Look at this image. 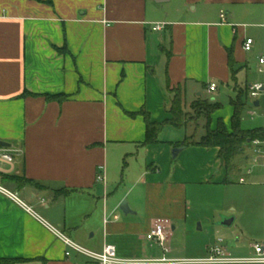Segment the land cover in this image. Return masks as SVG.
<instances>
[{"label":"crops","instance_id":"obj_1","mask_svg":"<svg viewBox=\"0 0 264 264\" xmlns=\"http://www.w3.org/2000/svg\"><path fill=\"white\" fill-rule=\"evenodd\" d=\"M262 57L264 0H0V141L15 157L13 165L0 162V183L89 250L111 244L121 258L197 260L170 250L194 193L232 187V174L241 187H264V143L244 149L228 173L218 148L191 146L173 158L182 141L163 138L164 129L160 144L143 145L142 112L154 123L171 120L172 90L181 87L184 105H222L211 129L222 120L231 131L235 86L264 84L248 79L260 73ZM59 95L67 99L45 97ZM248 106L264 114V96H249ZM125 203L128 215L120 210ZM156 224L166 227L168 253L146 238ZM65 252L36 218L0 195V260L95 264ZM190 252L202 254L197 246Z\"/></svg>","mask_w":264,"mask_h":264},{"label":"rangeland","instance_id":"obj_2","mask_svg":"<svg viewBox=\"0 0 264 264\" xmlns=\"http://www.w3.org/2000/svg\"><path fill=\"white\" fill-rule=\"evenodd\" d=\"M239 79L245 84L246 75H241ZM248 79L249 82H255L264 79V74L259 72L254 75L250 74ZM226 93L229 96L232 95L229 90ZM225 99L228 98L225 97ZM193 104L190 106L185 104L182 107L184 118L181 124L183 127L165 126L164 133L161 135L163 138L182 142L185 138L197 141L205 135L208 129H211V117L208 118L194 111ZM263 124L262 109L253 108V111L247 109L243 113L241 125L244 130L263 128ZM247 147L244 146L243 150ZM252 158L248 164L254 169L256 165L253 164ZM232 175H234L235 182L232 187H220V189L213 190L199 187L198 192L194 193L193 210L189 212L188 221L179 225L176 238L170 245V250L175 255L177 253V256L182 258L203 259L206 258V248H213L222 240V246L232 258L246 259L254 256V245H264V187L248 188V185L241 187L238 185L237 175ZM243 178L247 181L253 180V177ZM232 217L236 218L233 227H221L220 224L224 219ZM195 246L200 247L202 254L191 255L190 251ZM185 250L188 253H185Z\"/></svg>","mask_w":264,"mask_h":264},{"label":"trees","instance_id":"obj_3","mask_svg":"<svg viewBox=\"0 0 264 264\" xmlns=\"http://www.w3.org/2000/svg\"><path fill=\"white\" fill-rule=\"evenodd\" d=\"M229 67L233 73V80H236L235 67L236 62L232 50H228ZM237 91V97L231 99L230 103L234 109V114L231 119V131L227 129L222 120H219L215 130L208 129L204 136L197 141H191L185 139L182 143L176 145V147L188 148L191 146L202 148H218L219 158L222 161L226 171L229 173L234 165V160L237 155L243 151L244 146H249L255 142L264 143V128H258L253 130H244L242 128V116L248 109L250 90L248 86L241 87L238 84L235 86ZM174 95L170 114L172 119L162 124L154 123L150 121L148 113L142 112L146 123V140L143 145L160 144L159 139L165 126H172L174 128H181L182 119L184 118L182 107L184 105V92L181 87L172 90ZM24 97L30 96L28 92L23 94ZM32 96V95H31ZM48 101L63 102L67 99L64 95L59 96H45ZM255 107V105H254ZM222 108V105L212 100H198L193 104V109L196 112L206 115L210 118L212 114ZM135 114H130L134 116ZM6 182H14L18 187H21L20 180L4 178ZM69 193V191H60L56 195H63ZM20 260H0V264H18Z\"/></svg>","mask_w":264,"mask_h":264},{"label":"built area","instance_id":"obj_4","mask_svg":"<svg viewBox=\"0 0 264 264\" xmlns=\"http://www.w3.org/2000/svg\"><path fill=\"white\" fill-rule=\"evenodd\" d=\"M221 19L223 22L226 21V14L221 13ZM163 26H156L155 31H159ZM254 47V40L248 38L243 45L245 52H251ZM259 65L261 66L260 73L264 74V57L259 59ZM217 90L216 84H211L209 86V92L214 93ZM264 96V84L255 85L250 90V97L253 100H257L260 96ZM254 114V113H253ZM258 144V142H255ZM0 152V162H4L8 165L14 164V154L10 151H7L8 148H4ZM98 181L103 182L104 177L100 174L98 176ZM0 195L10 200L22 210L27 212L36 218L50 233H52L57 240L62 242L66 247L65 256L69 258L72 254L79 255L88 259L89 261L95 264H264V245H254V256L246 259H236L232 258L227 250L222 246L223 241L220 240L218 245L213 247L210 251L208 257L197 260H187V261H178V260H169L167 258L159 260H146V259H130V258H121L118 255L117 247L111 244H106L102 251L96 252L89 250L80 244L74 242L61 230L54 227L44 219L40 218L31 207H29L19 196L18 193L12 191L4 184L0 183ZM147 240L156 243L159 245L165 253L169 252L168 248V236L166 227L162 224H156L151 231L146 236Z\"/></svg>","mask_w":264,"mask_h":264},{"label":"water","instance_id":"obj_5","mask_svg":"<svg viewBox=\"0 0 264 264\" xmlns=\"http://www.w3.org/2000/svg\"><path fill=\"white\" fill-rule=\"evenodd\" d=\"M149 1H154L156 3H164L165 1L167 0H149ZM255 106L257 107L258 104L256 103ZM0 148H10V144H7L5 142H1L0 141ZM184 148L183 147H178V148H175L172 152V156L173 158H176L178 156V154L183 150ZM120 210L125 214V215H128V206L125 204H122V206L120 207ZM235 223V218L232 217V218H226L223 220V222L220 224L221 227H226V228H230L234 225Z\"/></svg>","mask_w":264,"mask_h":264}]
</instances>
